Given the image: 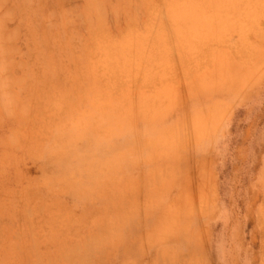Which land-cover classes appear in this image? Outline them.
I'll use <instances>...</instances> for the list:
<instances>
[{
    "label": "rangeland",
    "instance_id": "obj_1",
    "mask_svg": "<svg viewBox=\"0 0 264 264\" xmlns=\"http://www.w3.org/2000/svg\"><path fill=\"white\" fill-rule=\"evenodd\" d=\"M171 1L0 0V264H111L128 202L165 228L205 225V264H264V0L237 3L249 44L232 34L197 58ZM129 42L145 73L118 72Z\"/></svg>",
    "mask_w": 264,
    "mask_h": 264
},
{
    "label": "bare ground",
    "instance_id": "obj_2",
    "mask_svg": "<svg viewBox=\"0 0 264 264\" xmlns=\"http://www.w3.org/2000/svg\"><path fill=\"white\" fill-rule=\"evenodd\" d=\"M174 1V2H173ZM179 2V0H172L171 2H172V5H171V3H170V5H168V6H166L167 8L169 7V9H167V10H170L169 11V15H170V18H171V21H172V27H173V30L175 29V32H173V34L174 35H176L175 37H177V41L179 42H181L182 44H183V46L185 47V45H186V47L184 48V47H182V49H189V47H191V49H189V51L190 52H192V57H193V55L195 54V55H197L198 54V51H199V47H201V45L202 46H206V44H207V46H210L211 47V45L212 46H214L215 47V43H218V46L220 47V45L222 46V44H224L226 41H228V39H229V37L232 35V34H237L238 36H239V39H240V41H241V45H243L244 43H245V45H247V44H249L248 42H245V40H246V37H244L245 35H244V33L245 34H247L246 33V31H250V30H245V26L243 25L244 23H242V21L244 20V18L247 16V13L249 14V12H246V11H248V10H243L245 7H246V4H245V7H244V5H243V7L244 8H240L239 9V4L241 3V1H244V0H192V1H189V0H187V1H189V3H191V4H189V5H185V7H183L182 5H181V3H179V7H182V9L181 10H179V8H176V5H178V2ZM185 2H187L186 0H184ZM237 1V2H236ZM181 2V1H180ZM257 2H259L258 0H257ZM234 3H239V4H234ZM249 3V2H248ZM250 3H251V1H250ZM249 3V4H250ZM254 3V2H253ZM260 3V2H259ZM252 4V3H251ZM256 4V3H255ZM261 4H262V2H261ZM166 5V4H165ZM254 5V4H253ZM170 6H172V7H170ZM252 6V5H251ZM250 6V7H251ZM259 6V5H258ZM240 7H242V6H240ZM254 7H256V5L254 6ZM261 6H259V7H257V8H260ZM247 8V7H246ZM248 9H249V7H248ZM251 9V11L252 12H254V10H252V8H250ZM249 9V10H250ZM244 11L243 13L245 14L246 13V15H243V13H242V11ZM257 10V9H256ZM251 11H250V13H251ZM257 13H260L259 11H256ZM252 13V20H253V15H255V14H257V13ZM250 15V14H249ZM258 15V14H257ZM260 15V14H259ZM245 16V17H244ZM249 18H251L250 16L247 18V19H249ZM255 18H256V16H255ZM257 18H259V16L257 17ZM256 18V19H257ZM241 19H243V20H241ZM256 19H254V20H256ZM254 22V21H253ZM247 23H249L248 21L246 22V25H247ZM159 27V26H158ZM160 29H157V31H159ZM156 31V30H155ZM170 31H172V30H170ZM162 32H163V30H162ZM162 32H159L160 34L162 33ZM184 32V33H183ZM156 33V32H155ZM158 33V32H157ZM172 33V32H171ZM182 33H183V35H185V36H183L182 35ZM154 34V33H153ZM264 34V33H263ZM136 36H138V35H136ZM135 36V37H136ZM154 36V35H153ZM152 36V37H153ZM156 36H157V34H156ZM155 36V37H156ZM158 36H160L159 34H158ZM139 37V36H138ZM143 37V43H142V38H140V40H139V45L140 46H142V48L144 47V49H140V47L139 48H137L139 45H138V43H137V41H135V40H133V41H135L136 43L135 44H137L136 45V49L133 47V51H135V50H138V52H137V56H139V58L140 59H142V58H144V57H140V55L142 54L141 52L142 51H144V53L142 54V55H144V54H146V49L145 48H147V47H145L147 44H150L151 43V41H150V43H145V45H144V41H146L145 39H144V37H145V35H143L142 36ZM148 37V36H147ZM147 37H145L146 39H147ZM149 37H150V35H149ZM149 37H148V39H149ZM162 37L163 38H165L163 35H162ZM161 36L159 37L160 39L162 38ZM174 37V36H173ZM158 37H157V41H159L158 39H159ZM233 38V37H232ZM247 38H248V36H247ZM128 39V38H127ZM132 39V38H131ZM135 39V38H134ZM148 39H147V42H148ZM152 39V38H151ZM173 39V42H174V38H172ZM230 39H231V37H230ZM235 39V38H234ZM237 39V38H236ZM130 40V39H129ZM155 40V39H154ZM165 40V39H164ZM206 41V43H205V41ZM238 40V39H237ZM133 41H131V44H134V42ZM202 41V42H201ZM204 41V42H203ZM210 41H211V43H210ZM247 41V40H246ZM249 41V40H248ZM133 42V43H132ZM162 42H163V40H162ZM162 42H161V44H162ZM177 42V43H178ZM179 42V43H180ZM224 42V43H223ZM165 43V42H164ZM176 43V42H175ZM175 43H174V46H175ZM204 43V44H203ZM210 43V44H209ZM213 43V44H212ZM220 43V44H219ZM118 44H119V42H118ZM130 44V42L129 43H127V44H125L124 46H123V48L120 50V49H118V51L120 52V54H119V56H121V57H124V59L122 58H119V59H112V60H114V62H116L115 63V65L117 66V63H119L120 64V62H121V65H123L122 67H124V68H122V67H118L119 69L120 68H122L121 70H118V72L119 71H122V72H124V74H126V72H127V76L129 75H133L134 73V71H136V68L138 69V68H141L142 67V65L143 64H145L144 63V61H142V60H145V59H142L140 62H141V64L139 63V60L138 61H136L135 60V58L133 59L134 61H135V64H134V61L133 60H131V59H126V56H124L125 54H128V51H130L131 50V45ZM135 44L133 45V46H135ZM167 44V43H166ZM200 44V45H199ZM144 45V46H143ZM151 45H152V43H151ZM156 45V44H155ZM158 45V44H157ZM164 45V44H163ZM160 46V44L158 45V46H160V48L159 47H157V48H159V52H158V55L160 54V52H161V50L166 46ZM190 45H192V46H190ZM197 45H198V48H196L197 47ZM227 45V44H226ZM235 45V44H234ZM237 45V44H236ZM239 45H240V43H239ZM240 45V46H241ZM244 45V46H245ZM153 46V45H152ZM217 45H216V47H218ZM229 46H231L230 44H229ZM250 46V45H249ZM131 47V48H130ZM216 47H215V49H216ZM218 47V48H219ZM252 47V46H251ZM130 48V49H129ZM152 48V47H151ZM177 48V47H176ZM193 48V49H192ZM196 48V49H195ZM213 47H211V49H212ZM244 48H247V46H245ZM135 49V50H134ZM140 49V50H139ZM180 49V48H179ZM202 49V48H201ZM200 49V50H201ZM128 50V51H127ZM164 50V49H163ZM193 50H194V52H193ZM198 50V51H197ZM214 50V49H213ZM212 50V51H213ZM246 50V49H245ZM248 50H249V47H248ZM251 50V49H250ZM121 51H122V55H121ZM139 51H141L140 53H139ZM154 51V50H153ZM165 51V50H164ZM180 51V50H179ZM188 50L186 51L187 53H188V58H189V55L191 56V54H190V52H189ZM195 51H197V53H195ZM118 52V53H119ZM131 53H133V54H135L136 53V51H135V53L134 52H132V51H130ZM129 52V53H130ZM231 52V51H230ZM240 52V51H239ZM164 53V52H163ZM173 53V52H172ZM177 53H179V52H177ZM185 53V52H184ZM194 53V54H193ZM219 53V52H218ZM182 54V53H181ZM209 54V53H208ZM214 54H216V52H215V50H214ZM239 54V53H238ZM255 54V53H254ZM148 55V54H147ZM150 55V54H149ZM195 55H194V57H195ZM210 55H213V53H211V50H210ZM209 55V56H210ZM115 56V55H114ZM128 56V55H127ZM129 56H130V54H129ZM135 56V55H134ZM157 56V55H156ZM213 56H215V55H213ZM241 56V55H240ZM168 57V56H167ZM166 57V58H167ZM197 57H198V55H197ZM197 57H195V58H197ZM212 57V56H211ZM217 57V56H216ZM243 57H244V55H243ZM127 58H129V57H127ZM163 59V58H155L156 60H155V62L156 61H158V63H160V65H165L166 66V64H168V62H169V59ZM214 59H224L223 58V56H218L217 58H215V57H213ZM246 58V57H245ZM120 59H121V61H120ZM146 63H147V61H149L148 60V58H147V56H146ZM192 59V58H191ZM194 59V58H193ZM199 59V58H198ZM108 60V59H107ZM106 60V61H107ZM151 61L153 60V59H150ZM109 61V60H108ZM120 61V62H119ZM132 62H133V66H134V69H133V66H132ZM138 62V63H137ZM153 62H154V60H153ZM155 62H154V64H155ZM143 63V64H142ZM157 62H156V65L158 64ZM163 63V64H162ZM112 64V63H111ZM118 64V65H119ZM137 64H139V66H141V67H137ZM151 64V63H150ZM127 65H130L129 66V68H128V70L127 69H125L126 67H128ZM153 65V64H152ZM159 65V68L161 67V68H163L162 66H160ZM126 66V67H125ZM136 66V67H135ZM153 66H155V65H153ZM164 66V67H165ZM224 66V65H223ZM102 67V66H101ZM108 67H110V64L108 65ZM131 67H132V69L134 70L133 72H132V69H131ZM145 67H146V65H145ZM169 67V66H168ZM220 67H222V66H220ZM105 68V67H104ZM148 67H146V69H147ZM157 68V67H156ZM155 68V69H156ZM109 69V68H108ZM107 69V70H108ZM125 69V70H124ZM150 69H152V66H151V68ZM155 69H153V71L155 70ZM230 69V68H229ZM228 69V70H229ZM117 70V69H116ZM124 70V71H123ZM127 70V71H126ZM139 71L140 70H142V68L141 69H138ZM143 70H144V68H143ZM141 71L140 73L142 74V73H145L146 71L144 70V71ZM163 70V69H162ZM161 70V72L163 73V71ZM228 70H226V69H224L223 71H226L227 73H228ZM129 71H130V73H132V74H129ZM149 70H147V72H148ZM223 71H219L218 70V73L220 72L221 74H220V76L221 75H225V77H227V76H229L231 73H229L228 75L225 73H223ZM235 71H237V70H235ZM235 71H234V73H235ZM155 72H159L158 70L157 71H155ZM155 72H153L154 73V75L155 74H157V73H155ZM161 72H159V73H161ZM148 73H150V72H148ZM162 73H161V75H162ZM165 73H166V71H165ZM120 74V73H119ZM123 74V75H124ZM148 75V74H147ZM151 75V74H150ZM158 75H160V74H158ZM164 75V74H163ZM166 75V74H165ZM200 75V74H199ZM231 75H233V73L231 74ZM144 76V75H143ZM142 76V77H143ZM152 77V76H151ZM154 77V76H153ZM152 77V78H153ZM160 77V76H159ZM146 78H148L147 76H146V74H145V78H144V80L146 79ZM213 78V77H212ZM151 79V78H150ZM156 79V78H155ZM207 79V78H206ZM205 79V80H206ZM218 79H221V78H219L218 77ZM146 80H148V79H146ZM152 80V79H151ZM202 80V79H201ZM204 80V79H203ZM202 80V82H201V85L203 86V89H205V90H208V87L210 88V85H207V88H205L206 87V85H205V83H207V84H209L208 82H205V80L203 81ZM222 80V79H221ZM162 82V81H161ZM203 82H205L204 84H203ZM1 84V83H0ZM165 85V84H164ZM163 86V85H162ZM204 91V90H203ZM146 100V99H145ZM94 101H97V99L95 100L94 99ZM155 101V100H154ZM153 102V101H152ZM151 102V103H152ZM157 102V101H156ZM160 103V102H159ZM93 104H95V103H93ZM101 104V103H100ZM100 104H98V102H97V106H99V108L98 109H101L100 107ZM148 105V104H147ZM156 105V104H155ZM113 106V105H112ZM150 106H152V105H150ZM159 106V105H158ZM114 107H116V106H114ZM123 107V106H122ZM160 107V106H159ZM103 108V107H102ZM117 108H118V106H117ZM114 109V108H113ZM112 109V110H113ZM121 109V108H120ZM119 108L117 109V110H120ZM123 109V108H122ZM153 109V108H152ZM111 110V111H112ZM163 110V109H162ZM110 111V112H111ZM114 111V110H113ZM116 111V110H115ZM104 113H105V111H103ZM102 112V113H103ZM155 114H157L156 113V110H154L153 111ZM160 112V111H159ZM158 112V113H159ZM107 113V112H106ZM117 113V112H116ZM115 113V114H116ZM152 113V112H151ZM162 113V111L160 112V114ZM117 114H120V115H122V113H121V111H119V113H117ZM113 115V113L112 114H109L110 115V117H109V115H105V116H107V117H109V119H110V122H111V126L113 127V128H116V127H118L119 126V124H120V118H119V120L118 119H116V118H114L115 116H119V115ZM159 114V115H160ZM103 115V114H102ZM123 115H125V114H123ZM154 114H152V116H153ZM104 116V115H103ZM102 116V117H103ZM84 117V116H83ZM107 117H105V118H107ZM124 117V116H123ZM151 117V116H150ZM84 118H86V119H88V120H91V122H92V120H94L93 119V117L92 116H89V115H87L86 117H84ZM153 118H155V115H154V117ZM81 119V118H80ZM101 119V118H100ZM124 119V118H123ZM116 121V122H118V123H116V124H114L113 123V121ZM96 121H101V120H99V119H97ZM88 122V121H87ZM77 123V122H76ZM82 123V122H81ZM92 124V123H91ZM198 126V125H197ZM196 126V127H197ZM76 127V129L75 130H73L72 131V133L73 134H76V135H78V136H82L83 134H85V133H88V130H89V125L87 124V126H84L83 125V123L82 124H78L77 126H75ZM199 127V126H198ZM70 129V128H69ZM88 129V130H87ZM171 131V130H170ZM168 132V131H167ZM170 133V132H169ZM160 134H164V132H162V133H160ZM160 134H157L156 136H159ZM166 134H168V133H166ZM76 135H74L73 136V138H75L76 137ZM168 137H169V135H167ZM160 138V140H161V137H159Z\"/></svg>",
    "mask_w": 264,
    "mask_h": 264
},
{
    "label": "crops",
    "instance_id": "obj_3",
    "mask_svg": "<svg viewBox=\"0 0 264 264\" xmlns=\"http://www.w3.org/2000/svg\"><path fill=\"white\" fill-rule=\"evenodd\" d=\"M125 207L124 215L113 217L121 230L117 243L113 240L111 264H205L207 250L197 246L195 238L196 231L206 234L205 225L184 217L173 228H165L156 216L144 218L142 205L128 202Z\"/></svg>",
    "mask_w": 264,
    "mask_h": 264
}]
</instances>
